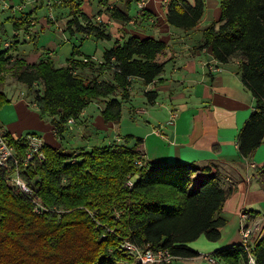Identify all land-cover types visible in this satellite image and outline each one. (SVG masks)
Segmentation results:
<instances>
[{
  "label": "trees",
  "instance_id": "16d2710c",
  "mask_svg": "<svg viewBox=\"0 0 264 264\" xmlns=\"http://www.w3.org/2000/svg\"><path fill=\"white\" fill-rule=\"evenodd\" d=\"M65 4L74 16L70 26L111 38L100 27L80 23L77 15L82 1L65 0ZM220 4L221 24L204 30L201 48L211 47L223 63L240 60L243 83L255 97V111L238 136L239 151L247 157L264 143V0H220ZM204 8L205 0H169L167 19L177 28L190 30L197 26ZM113 15L127 19L117 12ZM30 19L35 18L28 15L14 21L13 29H28ZM167 47L162 40L132 36L107 49L99 64L88 58L77 60L75 48L68 65L60 68L50 60L29 64L12 59L8 49H2L0 109L9 101L1 89L9 73L29 88L41 84L36 103L41 116L51 118L60 138L68 120L96 99H108L102 115L118 123L123 100L130 97L131 78L147 85L158 78L165 69L159 58ZM78 68L95 75L87 78ZM108 72L112 80L101 79ZM119 91L121 99L115 97ZM146 96L152 102L158 93L148 91ZM124 140L77 154L44 145L41 158L22 164L23 177L49 207L42 214L34 211L29 197L7 185L13 167L0 168V264H133L124 240L142 248H168L179 258H191L198 256L191 242L202 235L218 240L226 223L220 212L227 191L217 177L197 176L210 172V167L149 162L138 149L142 138L127 135ZM10 141L22 157L23 146L13 138ZM130 177L135 181L132 188L127 184ZM250 253L256 264H264V228ZM215 255L226 264H249V252L240 243Z\"/></svg>",
  "mask_w": 264,
  "mask_h": 264
},
{
  "label": "crops",
  "instance_id": "0c3cea01",
  "mask_svg": "<svg viewBox=\"0 0 264 264\" xmlns=\"http://www.w3.org/2000/svg\"><path fill=\"white\" fill-rule=\"evenodd\" d=\"M5 1L8 6H0V50L8 49L12 59L21 58L29 64L50 60L58 68L65 67L75 48L79 52L77 60L88 58L99 64L104 61L107 49L132 36L167 43L166 51L159 58L165 62V69L158 78L148 85L140 78H131L130 97L123 100L118 123L108 122L102 115L108 99H96L73 123L67 124L60 138L51 118H43L36 103L41 84L29 88L6 73L1 89L9 101L0 109V126L9 139L35 134L45 145L77 154L83 149L123 143L124 129L129 127L124 124L133 123V135L142 138L138 149L144 160L165 166L210 167V172L197 175L217 177L227 191L220 212L226 223L220 228L218 240L211 241L202 235L189 244L198 256L180 257L174 264H212L206 258L209 254L215 257L216 264H226L215 252L241 242L242 215L252 219L264 217V143L247 157L239 151V133L255 111V97L243 83L240 60L223 63L215 58L211 47L201 48L204 30L213 23L217 28L221 24L220 0H205L203 16L190 30L169 23V0H145V17L128 24L127 20L137 12L136 0H77L82 1L81 13L77 15L80 23L100 27L111 38H99L95 31L84 33L75 25L70 26L74 16L65 0ZM42 9L47 14L42 15ZM114 12L127 19L115 17ZM28 15L36 20L34 28L23 26L15 30L12 27L11 33L8 32L7 22L12 26L14 21ZM98 15L103 18L100 24L95 22ZM75 35L81 37V43H73L70 54L64 55L61 48ZM86 39L96 43L93 54L82 50ZM106 41L111 44L106 45ZM77 71L87 78L95 75L87 68ZM112 78V72L101 77ZM148 91H157L155 101L148 100ZM115 97L121 99V92ZM158 128L160 133L156 131ZM134 143L135 140L130 145Z\"/></svg>",
  "mask_w": 264,
  "mask_h": 264
},
{
  "label": "built area",
  "instance_id": "2783aa9c",
  "mask_svg": "<svg viewBox=\"0 0 264 264\" xmlns=\"http://www.w3.org/2000/svg\"><path fill=\"white\" fill-rule=\"evenodd\" d=\"M1 4L8 6V3L4 0H0V6ZM136 4L137 12L133 18L127 21V24L137 23L138 20H142L147 14L145 0H136ZM111 7L113 8V6ZM95 22L98 24L102 23V16H96ZM35 26L36 20L30 19L27 28L32 29ZM85 61H88V59H85ZM73 122L74 118L68 120V123ZM156 131L160 133L161 129L158 128ZM18 141L24 148V154L22 157L19 155V151L16 147L11 143L6 131L0 126V168L8 166L13 167L12 171L6 178L7 185L16 192L29 197L34 205V211L42 214L48 211L49 207L23 177L21 166L22 164L27 166L36 158H41L43 156L42 151L45 143L41 137L35 134H27L26 136L19 138ZM134 183V178L130 177L127 183L128 186L132 188ZM263 228L264 217L252 219L247 214L242 215L240 227L242 240L240 244L249 252V264H256L250 251L252 246L260 240ZM123 247L132 256L133 264H174L176 259L179 258L168 248H142L130 240H124ZM206 258L210 263L216 264V259L213 255H206Z\"/></svg>",
  "mask_w": 264,
  "mask_h": 264
},
{
  "label": "rangeland",
  "instance_id": "374dc122",
  "mask_svg": "<svg viewBox=\"0 0 264 264\" xmlns=\"http://www.w3.org/2000/svg\"><path fill=\"white\" fill-rule=\"evenodd\" d=\"M41 14L42 15H45V14H47V10L46 9H42L41 10ZM7 22V21H6ZM6 28H7V30H8V32H10L11 33V29H12V26H11V23L10 22H7L6 23ZM68 34V33H67ZM81 37L79 36V35H75V36H73L71 39H70V41H68V42H66L64 45H63V47L61 48V51H62V49L64 50V55L65 54H67V55H69L70 54V52H71V49H72V46H73V43H75V44H80L81 43V39H80ZM84 41H85V43H84ZM83 43H84V45L83 46H81L82 47V50H83V52H85V53H88V54H93L96 50H95V48H96V43H95V41L94 40H92V39H86V40H83ZM103 43V42H102ZM106 45H109V44H111L109 41H106V42H104ZM60 51V52H61ZM138 113V112H137ZM139 114V113H138ZM139 117V116H138ZM140 118V117H139ZM125 125H128L129 127L127 128V129H124L125 131V133H123L125 136H127V135H133L134 133H132L133 132V123L132 124H124V127H125ZM124 136V137H125ZM135 138H138L137 136H135V135H133ZM120 264H126V262H121Z\"/></svg>",
  "mask_w": 264,
  "mask_h": 264
},
{
  "label": "water",
  "instance_id": "95a60500",
  "mask_svg": "<svg viewBox=\"0 0 264 264\" xmlns=\"http://www.w3.org/2000/svg\"><path fill=\"white\" fill-rule=\"evenodd\" d=\"M198 176V175H197Z\"/></svg>",
  "mask_w": 264,
  "mask_h": 264
}]
</instances>
